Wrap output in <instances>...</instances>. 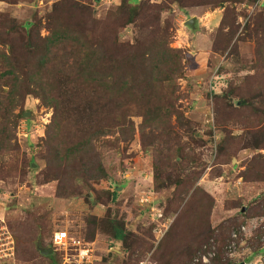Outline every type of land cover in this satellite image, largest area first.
<instances>
[{"label": "rangeland", "instance_id": "1", "mask_svg": "<svg viewBox=\"0 0 264 264\" xmlns=\"http://www.w3.org/2000/svg\"><path fill=\"white\" fill-rule=\"evenodd\" d=\"M60 1L0 2V13L18 26L42 21L46 37L45 19ZM76 2L105 21L117 15L120 0ZM192 18L195 30L188 26ZM160 25L172 34L171 47L185 53L177 108L192 128H181L174 117L168 128L159 125L162 133L153 136L148 129L142 136L136 118L133 137L96 140L90 160L101 162L105 179L72 181L71 173L51 162L54 110L48 99L31 95L13 114L0 110V123L12 122L15 147L0 155V244L14 242V254L0 264H76L77 245L53 244L56 233L65 231L90 251L82 264H218L219 257L230 264H264V182L241 177L255 156L264 155L256 148L264 134V0H180L161 14ZM143 37L132 26L120 33L123 43ZM220 144L224 150L218 152ZM109 218L131 234L126 241L112 237ZM244 226L247 235L240 233ZM209 228L218 238L207 240ZM223 233L229 237L225 246ZM41 250L54 252L45 256Z\"/></svg>", "mask_w": 264, "mask_h": 264}, {"label": "trees", "instance_id": "2", "mask_svg": "<svg viewBox=\"0 0 264 264\" xmlns=\"http://www.w3.org/2000/svg\"><path fill=\"white\" fill-rule=\"evenodd\" d=\"M33 1L0 0L11 5ZM76 1L61 0L53 7L45 19L46 37L41 36L42 21L18 26L16 19L0 13V110L6 116L13 114L31 95L48 99L54 110L48 136L54 151L51 162L71 173L72 181L81 178L87 183L106 178L101 162L90 160L96 140L113 135L133 137L136 118L142 120V136L148 129L155 136L161 131L159 125L167 127L174 117L181 128L189 130L192 124L177 108L178 80L186 69L185 53L171 47L172 34L160 25L161 14L180 0H164L159 5L120 0L117 15L111 14L105 21H96L91 10ZM131 26L145 37L134 44L121 42L120 33ZM259 57L263 61L262 50ZM260 76L264 77V71ZM11 125V121L0 123V155L15 150ZM256 148L264 149V134ZM216 149L224 150L221 144ZM183 158L187 160L188 156L183 154ZM68 162L70 165L65 166ZM83 168L86 171L81 172ZM241 177L246 182H264V155L255 156ZM246 213L242 209L241 215ZM107 224L116 241L124 242L131 236L123 224L111 219ZM209 229L207 240L218 238L216 230ZM227 241L226 235L221 245ZM217 260L218 264H230L220 257ZM148 263L153 264L150 260ZM180 264H191V260Z\"/></svg>", "mask_w": 264, "mask_h": 264}, {"label": "built area", "instance_id": "3", "mask_svg": "<svg viewBox=\"0 0 264 264\" xmlns=\"http://www.w3.org/2000/svg\"><path fill=\"white\" fill-rule=\"evenodd\" d=\"M159 216H161V215H159ZM246 231H247V227L244 226L241 228L240 233L247 235ZM238 237H239L238 233L232 234L233 240L238 239ZM8 239H10V238H8ZM0 241H2V240H0ZM53 244L56 247H63V248H67L70 245H77L78 248L76 249V251L78 252V255H76V257L78 258V262H76V264L84 263V260L88 257V253L90 252L89 250L82 248L81 242H76L75 239L70 238L69 234L66 231L56 233V235L53 238ZM10 251L12 252L11 254H5L4 256H0V259L3 257L6 258L8 256H12L14 254V242L11 240L9 243L5 242V243L0 244V254L8 253ZM140 264H149L148 259L143 260L142 262H140Z\"/></svg>", "mask_w": 264, "mask_h": 264}, {"label": "water", "instance_id": "4", "mask_svg": "<svg viewBox=\"0 0 264 264\" xmlns=\"http://www.w3.org/2000/svg\"><path fill=\"white\" fill-rule=\"evenodd\" d=\"M196 25H197V19L196 18H192L189 22H188V26H190L192 29H196ZM27 115V114H26ZM30 115V114H29ZM53 250H41V254L45 255V256H50L53 254Z\"/></svg>", "mask_w": 264, "mask_h": 264}, {"label": "crops", "instance_id": "5", "mask_svg": "<svg viewBox=\"0 0 264 264\" xmlns=\"http://www.w3.org/2000/svg\"><path fill=\"white\" fill-rule=\"evenodd\" d=\"M197 24H198V21H197Z\"/></svg>", "mask_w": 264, "mask_h": 264}]
</instances>
